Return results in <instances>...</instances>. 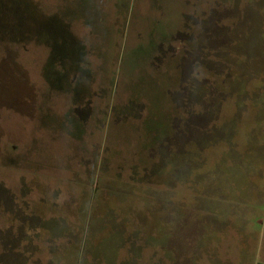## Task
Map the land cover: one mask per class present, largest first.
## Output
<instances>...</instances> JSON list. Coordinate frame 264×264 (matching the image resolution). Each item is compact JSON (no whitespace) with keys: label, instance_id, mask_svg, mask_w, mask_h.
I'll return each mask as SVG.
<instances>
[{"label":"rangeland","instance_id":"obj_1","mask_svg":"<svg viewBox=\"0 0 264 264\" xmlns=\"http://www.w3.org/2000/svg\"><path fill=\"white\" fill-rule=\"evenodd\" d=\"M0 264H264V0H0Z\"/></svg>","mask_w":264,"mask_h":264}]
</instances>
